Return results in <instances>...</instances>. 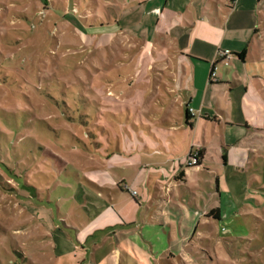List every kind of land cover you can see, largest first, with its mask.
Listing matches in <instances>:
<instances>
[{"label": "rangeland", "instance_id": "374dc122", "mask_svg": "<svg viewBox=\"0 0 264 264\" xmlns=\"http://www.w3.org/2000/svg\"><path fill=\"white\" fill-rule=\"evenodd\" d=\"M69 5L70 0H0V264H118L119 259H109L115 234L121 264H141L124 250L118 216L127 223L151 219L158 209L153 194L158 158L146 147L164 136L177 141L171 149L181 152L190 138L184 127L166 125L176 120L179 108L173 101L167 107L157 103L158 98L168 103L162 98L165 79L156 81L155 69L140 56L139 40L121 38L111 48L97 49L81 36L105 31L100 24L115 15L126 16L123 23L143 18L140 11L128 13L138 8V0ZM155 57L151 51V64L159 68ZM258 95L256 101L262 99ZM261 114H248L259 127ZM254 127L206 123L212 154L221 150V141L244 137L256 144V157L244 172L210 167V174L202 169L190 175L198 197L176 188L180 201L186 197L208 212L220 208L222 216H211L207 237L191 243L193 261L184 263L180 255L175 264H264V133ZM101 150L103 157L96 152ZM217 178L222 195L215 190ZM122 180L131 193L152 200L136 204L120 191ZM107 223L119 225L111 232L95 231ZM95 238L100 240L96 253ZM153 239L148 264H164L156 257L169 244L166 233Z\"/></svg>", "mask_w": 264, "mask_h": 264}, {"label": "crops", "instance_id": "0c3cea01", "mask_svg": "<svg viewBox=\"0 0 264 264\" xmlns=\"http://www.w3.org/2000/svg\"><path fill=\"white\" fill-rule=\"evenodd\" d=\"M138 3L136 10L128 12L140 11L144 17L138 21L136 18L123 23L127 17L117 18L115 15L107 24H100V27L106 26L105 31L95 32L92 37L84 33L81 36L88 45L95 44L97 49L111 48L121 38L139 40L142 46L140 56L144 57L151 70L155 69L154 78L156 81L158 78L165 79L161 81L164 88L162 98L168 103H163L161 98L157 99V103L167 107L173 101L179 108L176 109L179 113L176 120L168 121L166 125L170 129L184 127L190 139L181 152L171 149L177 141L169 143L164 136L157 139L159 144L146 147L150 155L156 154L158 158V166L153 169L157 175L153 194L158 209L153 207L149 221L127 223L120 214L118 217L122 225L102 224L95 231L108 229L111 232L121 226L126 254L134 255L141 264L149 263L146 252L149 251V243L154 251L153 238L161 240L160 232L163 231L169 244L158 252L157 260L175 264L173 260L183 255L180 260L191 263L193 260L188 253L191 252V243L195 238L207 237L206 230L212 222L210 213L217 209L221 217L222 209L214 208L208 212L197 203L189 204L186 197L180 201L181 195L176 188L182 186L190 195L198 197L201 192L192 191L188 183L190 175L202 169L210 174V167L219 172L228 167L244 172L246 165L256 157L257 149L256 144L241 137L236 141H221V150L212 154L211 149L215 150V145L207 139L206 123L214 120L215 126L225 124L239 129L256 126L253 129L256 133H264V54L261 53L264 39L261 41L260 37L261 25L264 24V0H138ZM151 51L157 56L153 61L159 64V68L151 64ZM221 52H229L230 56H222ZM213 66L216 67L218 82L210 80ZM258 92L262 94V99L256 101ZM259 112L262 113L263 127L254 125V119L251 121L248 115L253 113L257 118ZM245 134L244 131L243 136ZM142 142L147 144L143 139ZM194 148L199 153L200 163L189 166L186 153H193ZM105 151L96 152L103 157ZM143 167L147 169L145 165L140 169L143 170ZM118 187L122 193L130 194L140 206L152 200L151 195L144 196L138 192L137 196H133L125 180L119 182ZM99 190L108 189L99 187ZM215 190L218 194L222 192L219 178L216 179ZM120 243L115 234L111 240L109 259H119L118 264H121L122 255ZM98 248L100 240L95 238V253Z\"/></svg>", "mask_w": 264, "mask_h": 264}, {"label": "built area", "instance_id": "2783aa9c", "mask_svg": "<svg viewBox=\"0 0 264 264\" xmlns=\"http://www.w3.org/2000/svg\"><path fill=\"white\" fill-rule=\"evenodd\" d=\"M221 55L222 56H225V57L230 56L229 52H221ZM210 80L212 82H218L219 81V78L217 76V71H216V67L215 66H213V68L211 70ZM199 163H200L199 153L198 152H196L194 154L190 153L189 154V158L187 159V164L189 166H194V165H199ZM132 194H133V196H135L137 194V192L134 190V191H132Z\"/></svg>", "mask_w": 264, "mask_h": 264}, {"label": "trees", "instance_id": "16d2710c", "mask_svg": "<svg viewBox=\"0 0 264 264\" xmlns=\"http://www.w3.org/2000/svg\"><path fill=\"white\" fill-rule=\"evenodd\" d=\"M211 216L217 218V219H220V211L215 209V210H212V212L210 213Z\"/></svg>", "mask_w": 264, "mask_h": 264}, {"label": "water", "instance_id": "95a60500", "mask_svg": "<svg viewBox=\"0 0 264 264\" xmlns=\"http://www.w3.org/2000/svg\"><path fill=\"white\" fill-rule=\"evenodd\" d=\"M73 0H70L69 9L72 8Z\"/></svg>", "mask_w": 264, "mask_h": 264}]
</instances>
